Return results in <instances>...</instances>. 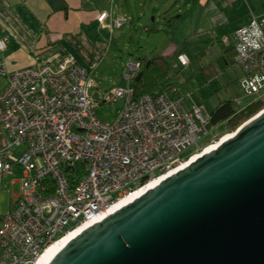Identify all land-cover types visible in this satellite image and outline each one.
<instances>
[{
	"label": "built area",
	"instance_id": "2783aa9c",
	"mask_svg": "<svg viewBox=\"0 0 264 264\" xmlns=\"http://www.w3.org/2000/svg\"><path fill=\"white\" fill-rule=\"evenodd\" d=\"M109 18L108 10L97 15L111 33L129 21L126 14ZM10 37L0 38V50ZM222 41L235 50L244 90L264 99V17L253 15ZM176 55L172 69L191 63L186 53ZM142 67L141 58L129 61L125 83L104 90L73 52L16 70L0 60L7 80L0 92V174L22 170L20 195L0 226V264H35L61 235L219 138L225 122L213 124L212 112L172 74L162 89L136 96L132 82ZM118 100L124 104L114 120L99 117L97 107Z\"/></svg>",
	"mask_w": 264,
	"mask_h": 264
},
{
	"label": "water",
	"instance_id": "95a60500",
	"mask_svg": "<svg viewBox=\"0 0 264 264\" xmlns=\"http://www.w3.org/2000/svg\"><path fill=\"white\" fill-rule=\"evenodd\" d=\"M48 264H264V108Z\"/></svg>",
	"mask_w": 264,
	"mask_h": 264
},
{
	"label": "crops",
	"instance_id": "0c3cea01",
	"mask_svg": "<svg viewBox=\"0 0 264 264\" xmlns=\"http://www.w3.org/2000/svg\"><path fill=\"white\" fill-rule=\"evenodd\" d=\"M128 1L0 0V38L11 36L6 48L0 50V60L10 70H16L73 52L82 64L95 71L112 41L110 30L100 25L97 15L103 10L111 12L109 19L127 14L123 4ZM165 4L166 15H176L170 24L184 23L179 37L174 39L179 45L170 42L160 52L155 45L146 57L157 53L171 58L172 63L176 54L186 53L182 48L188 50L194 45H204L205 41L211 47L220 44L224 52L229 47L220 42L224 35H232L253 15L264 17V0H167ZM124 83L123 80L120 84ZM6 84V77L0 74V92ZM21 172L16 165L14 172L0 174V226L20 195Z\"/></svg>",
	"mask_w": 264,
	"mask_h": 264
},
{
	"label": "rangeland",
	"instance_id": "374dc122",
	"mask_svg": "<svg viewBox=\"0 0 264 264\" xmlns=\"http://www.w3.org/2000/svg\"><path fill=\"white\" fill-rule=\"evenodd\" d=\"M166 1L129 0L127 4H123L129 21L111 33L110 47L94 71L102 89L122 83L127 63L137 58L144 59L154 51L155 45H158L156 51L160 52L170 42L177 43L174 39L179 37L184 23L170 24L176 15L172 17L166 15ZM132 19L135 22H131ZM145 24L149 27L146 28ZM202 43L204 45H194L188 50L182 48L190 57L191 63L182 69H172L171 81L185 90H192L194 96L203 102L210 112L226 99L242 97L239 106L248 105L256 100L259 95L248 94L238 79L242 75L241 68L235 64L227 65L220 57L223 47L220 44L211 47L206 41ZM207 49V53H204ZM123 104V100L105 102L97 107L96 111L103 120L112 121ZM220 131L221 125L200 140L199 144L201 146L206 144ZM228 132L232 131L223 128L218 139ZM193 150L194 148L191 151Z\"/></svg>",
	"mask_w": 264,
	"mask_h": 264
},
{
	"label": "trees",
	"instance_id": "16d2710c",
	"mask_svg": "<svg viewBox=\"0 0 264 264\" xmlns=\"http://www.w3.org/2000/svg\"><path fill=\"white\" fill-rule=\"evenodd\" d=\"M234 55V48L229 46L225 48L222 58L229 65L234 63ZM142 60L143 67L132 82L136 96H140L146 91L162 89L172 70V59L164 55L156 54L152 57H144ZM263 108L264 100L262 99L254 100L245 106H239L236 99H226L221 101L212 112V123L225 122L223 128L233 132Z\"/></svg>",
	"mask_w": 264,
	"mask_h": 264
},
{
	"label": "bare ground",
	"instance_id": "6f19581e",
	"mask_svg": "<svg viewBox=\"0 0 264 264\" xmlns=\"http://www.w3.org/2000/svg\"><path fill=\"white\" fill-rule=\"evenodd\" d=\"M233 135V132L225 133L221 139H218L214 142H210L205 145L202 149L192 153L184 162L178 164L173 169H170L168 172L163 173L160 176L154 177L151 182H149L146 186L136 190L132 194H128L126 197L122 198L121 200L113 203L109 206L105 211L100 212L94 218L84 221L77 225L75 228H72L68 232L61 235L56 241L50 243L48 247L44 250V252L39 256L35 264H48L53 257L75 236L80 234L83 230L88 228L89 226L93 225L96 222H99L109 216L110 214L114 213L122 206L127 205L129 202H132L143 193H145L148 189L153 188L157 184H159L163 179L170 176L171 174L177 172L178 170L184 168L185 166L189 165L191 162L195 161L197 158L202 156L204 153H207L213 149H215L222 141L230 138Z\"/></svg>",
	"mask_w": 264,
	"mask_h": 264
}]
</instances>
